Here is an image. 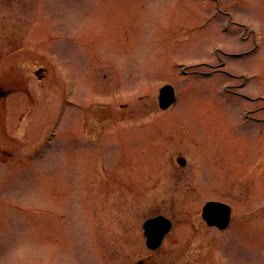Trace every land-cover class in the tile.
Here are the masks:
<instances>
[{"label": "rangeland", "instance_id": "obj_1", "mask_svg": "<svg viewBox=\"0 0 264 264\" xmlns=\"http://www.w3.org/2000/svg\"><path fill=\"white\" fill-rule=\"evenodd\" d=\"M139 260L264 264V0H0V264Z\"/></svg>", "mask_w": 264, "mask_h": 264}, {"label": "water", "instance_id": "obj_2", "mask_svg": "<svg viewBox=\"0 0 264 264\" xmlns=\"http://www.w3.org/2000/svg\"><path fill=\"white\" fill-rule=\"evenodd\" d=\"M40 71H36L35 75L39 76ZM175 101L173 89L166 85L160 89L158 102L161 109L168 108ZM180 165H184L183 159H178ZM202 218L207 225L224 229L230 220V208L227 205L218 202H209L202 209ZM144 236L146 238V246L150 250L157 249L164 236L171 228V222L163 217L157 216L147 219L143 224ZM137 264H140L138 262Z\"/></svg>", "mask_w": 264, "mask_h": 264}, {"label": "flooded vegetation", "instance_id": "obj_3", "mask_svg": "<svg viewBox=\"0 0 264 264\" xmlns=\"http://www.w3.org/2000/svg\"><path fill=\"white\" fill-rule=\"evenodd\" d=\"M177 159H178V158H176V160H177ZM142 262H143L142 264H147L146 261H142Z\"/></svg>", "mask_w": 264, "mask_h": 264}]
</instances>
